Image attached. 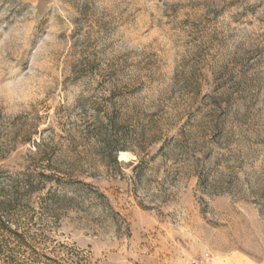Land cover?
<instances>
[{
	"label": "rangeland",
	"instance_id": "rangeland-1",
	"mask_svg": "<svg viewBox=\"0 0 264 264\" xmlns=\"http://www.w3.org/2000/svg\"><path fill=\"white\" fill-rule=\"evenodd\" d=\"M0 202V264H264V0H0Z\"/></svg>",
	"mask_w": 264,
	"mask_h": 264
},
{
	"label": "bare ground",
	"instance_id": "bare-ground-1",
	"mask_svg": "<svg viewBox=\"0 0 264 264\" xmlns=\"http://www.w3.org/2000/svg\"><path fill=\"white\" fill-rule=\"evenodd\" d=\"M119 157H120V160L126 159V153L121 152Z\"/></svg>",
	"mask_w": 264,
	"mask_h": 264
},
{
	"label": "trees",
	"instance_id": "trees-1",
	"mask_svg": "<svg viewBox=\"0 0 264 264\" xmlns=\"http://www.w3.org/2000/svg\"><path fill=\"white\" fill-rule=\"evenodd\" d=\"M115 161H116V159H115ZM116 162H117V161H116ZM0 204H1V202H0ZM2 222H3V221H2V220H0V223H1V224H3ZM6 223H7V222H6Z\"/></svg>",
	"mask_w": 264,
	"mask_h": 264
}]
</instances>
